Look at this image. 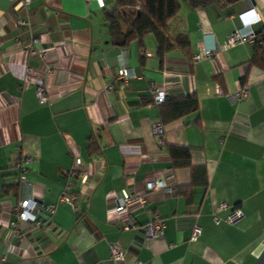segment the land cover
I'll return each instance as SVG.
<instances>
[{
	"label": "crops",
	"instance_id": "1",
	"mask_svg": "<svg viewBox=\"0 0 264 264\" xmlns=\"http://www.w3.org/2000/svg\"><path fill=\"white\" fill-rule=\"evenodd\" d=\"M180 1L193 56L210 47L212 58L190 62L174 49L162 59L152 33L143 52L136 40L116 44L107 13L115 0L104 6L31 0L27 7L0 0V264H264V70L249 63L252 42L228 43L236 30L262 29L264 0L224 9ZM19 17L27 23L17 25ZM33 36L40 55L24 47ZM123 66L135 76L127 85L114 84ZM244 82L249 97L230 99ZM39 84L48 91L43 103ZM157 88L167 97L195 93L199 108L162 124ZM156 122L163 125L160 134L153 131ZM168 144L190 147L192 163L206 169V185L193 181L191 168L172 169ZM70 145L97 180L77 186L83 194L76 204L59 202L73 165ZM24 157L31 158L23 173L29 184L17 165ZM160 176L174 181L178 192L150 191L144 204L109 213L123 189L143 194L145 182ZM12 185H19V195L5 192ZM30 194L57 203L50 215L57 233L27 222L19 233L7 226L13 206ZM222 202L230 207L220 210ZM232 207L244 213L234 224L226 221ZM156 214L164 222L160 237L120 228L131 218L144 225ZM195 224L202 232L191 240ZM113 243L126 249L124 262L111 260Z\"/></svg>",
	"mask_w": 264,
	"mask_h": 264
},
{
	"label": "built area",
	"instance_id": "2",
	"mask_svg": "<svg viewBox=\"0 0 264 264\" xmlns=\"http://www.w3.org/2000/svg\"><path fill=\"white\" fill-rule=\"evenodd\" d=\"M31 0H22L24 6H28ZM100 6H104V0H98ZM17 25L21 26L26 24L27 21L24 18L16 19ZM264 38V26L259 32H256L252 29L244 31V30H236L229 34L228 43L235 44L238 42H242L245 40H249L250 42H255L257 39ZM39 41L38 36L31 37L28 41L25 42L24 47L30 56L40 55V51L36 48V44ZM213 56V49L210 47H204L202 52L196 53L193 56L194 61H199L203 57ZM135 76V71L132 67L123 66L118 70V73L115 77V83H123V85H127L129 80ZM113 87V86H112ZM219 88L220 93L221 88ZM36 95L41 103L46 102L48 100V91L47 87L44 84H39L36 88ZM250 95V86L248 83L242 85V87L234 92L229 94L230 99L234 101H242L249 97ZM167 97L164 90L157 88L154 90V98L156 103H160L165 100ZM153 131L157 134L163 132V125L161 122H156L153 125ZM70 155L73 159L72 168L66 171V183L64 190L62 191L59 202L62 203H70L76 204L79 198L82 196V189L88 185L94 186L96 183V179H94L86 166L82 158L79 155V151L76 145H70ZM31 162L30 157H24L18 162V167L21 169L22 174L27 170V164ZM20 180L24 183L29 184L26 181V178L21 175ZM81 186V190L77 188V186ZM161 190L166 194L172 195L178 192V186L174 181L165 176H160L156 179L149 180L145 182L144 185V193L139 194L136 191H133L129 188L123 189L120 194L117 195L115 199V205L110 208L109 213H126L129 211L131 203L137 201L139 203L144 204L146 202L147 192ZM230 206L227 202H222L219 205V209H228ZM57 209V203H44L39 201L34 195L30 194L24 198H22L17 205L13 206L12 210L15 213L14 219L7 220V226L13 228L16 233L21 232L20 224L27 222L31 225L32 229H45L48 232H58V228L54 224L50 223L51 214H53ZM45 217L47 219L44 223L41 220V217ZM244 217V213L240 207H232L230 213L226 217V221L229 223H237ZM216 222H219V218L214 216ZM163 218L160 214H156L153 219L145 223L144 225H139L136 223L134 219H129L124 221L120 226L121 229H136L141 233V235L145 239H151L160 237L163 235ZM202 227L199 224H195L192 231L191 240L197 239V237L201 234ZM110 258L114 262H124L126 249H124L118 243H113L110 246ZM135 264H142L141 261H136Z\"/></svg>",
	"mask_w": 264,
	"mask_h": 264
},
{
	"label": "trees",
	"instance_id": "3",
	"mask_svg": "<svg viewBox=\"0 0 264 264\" xmlns=\"http://www.w3.org/2000/svg\"><path fill=\"white\" fill-rule=\"evenodd\" d=\"M186 1L193 8L215 6L218 9H224L239 0ZM181 8L180 0H115L112 9L107 11L112 38L116 44L121 46H126L136 40L139 50L143 52L145 50L144 38L152 33L158 43L157 53L162 59L166 53L177 49L192 62L191 39L181 16ZM116 13L123 19L125 31L117 20ZM253 45V55L249 63L251 66H258L264 70V38L257 39ZM143 55L141 54L142 58ZM158 104L160 105L162 124H167L199 108L198 97L195 93L181 97H166L164 101ZM94 148L95 141L91 138L89 150L93 152ZM167 150L172 169L191 168L193 181L196 184H207L206 169L204 166H196L192 163L190 147L168 144ZM19 190V185L5 188L6 193L13 191L16 195H19Z\"/></svg>",
	"mask_w": 264,
	"mask_h": 264
},
{
	"label": "water",
	"instance_id": "4",
	"mask_svg": "<svg viewBox=\"0 0 264 264\" xmlns=\"http://www.w3.org/2000/svg\"><path fill=\"white\" fill-rule=\"evenodd\" d=\"M213 8L216 10L215 7H213ZM216 11H217V10H216ZM111 13H113V12L111 11ZM115 16H116L117 20L120 22L121 26H122V25L125 26V23H124L123 19L120 18L119 14L116 13Z\"/></svg>",
	"mask_w": 264,
	"mask_h": 264
}]
</instances>
